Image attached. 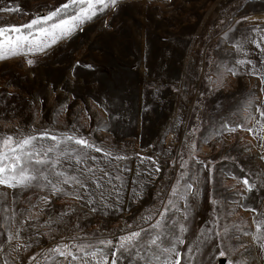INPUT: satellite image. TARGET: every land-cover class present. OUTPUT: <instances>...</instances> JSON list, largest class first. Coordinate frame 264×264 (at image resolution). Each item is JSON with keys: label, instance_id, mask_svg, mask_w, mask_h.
Instances as JSON below:
<instances>
[{"label": "rangeland", "instance_id": "obj_1", "mask_svg": "<svg viewBox=\"0 0 264 264\" xmlns=\"http://www.w3.org/2000/svg\"><path fill=\"white\" fill-rule=\"evenodd\" d=\"M65 2L0 0V7L21 9L0 12V26L26 24ZM257 26L259 37L253 31ZM262 38L264 0H120L118 9L98 11L47 54L0 60V137L69 133L112 153L109 158L93 152L99 163L89 166L110 176L96 172L100 190L89 182L91 205L73 196L57 197L42 186L0 185V264H32V256L35 264H65L49 250L99 239L115 244L120 235L140 228L145 229L142 242L157 233L165 246L177 236L184 239L178 246L182 264H219L222 258L223 264H264V249L253 240L255 221L264 218V139L256 111L257 106L264 109V82L259 73L252 74L253 64L264 67V53L250 42L261 39L264 47ZM28 58L35 64L29 66ZM249 100L255 103L246 112ZM225 124L236 130H223ZM34 143L47 148L52 142ZM192 143L195 159H189ZM182 158L188 162L184 167ZM75 167L73 160V167L65 162L54 171L67 168L71 174ZM49 178L57 179L54 172ZM244 179L255 186L252 192L246 191ZM178 181L181 193L184 185L193 184L200 196L187 220L180 195L173 197L161 232L152 225ZM42 197L50 202L44 204ZM17 229L19 239L9 245L7 233ZM216 231L223 234L222 244ZM18 243L21 247L13 251ZM225 248L231 254L219 256ZM119 264L143 262L121 257Z\"/></svg>", "mask_w": 264, "mask_h": 264}, {"label": "snow or ice", "instance_id": "obj_2", "mask_svg": "<svg viewBox=\"0 0 264 264\" xmlns=\"http://www.w3.org/2000/svg\"><path fill=\"white\" fill-rule=\"evenodd\" d=\"M119 4L120 0H66L65 3L49 11L46 15H37L26 24L0 26V60L18 56L34 57L36 54H47V50L58 44V42L71 37L76 30H82V25L92 20L98 11L115 10L118 9ZM20 11L21 9L18 5L0 7V12L5 13ZM243 20L247 21L248 17H243ZM105 26H108L107 22ZM253 31L258 37L260 36L261 29L259 26L255 27ZM250 42L254 43L261 53H264L261 39H254ZM243 46L242 42L236 44L237 49H242ZM35 62L33 58L26 60L29 66L34 65ZM249 63H251L250 60L238 61V64L241 65ZM87 67L92 68V65H87ZM228 71L232 75L237 74L235 68H230ZM257 73H259L261 81L264 82V67L257 69L255 64H253L252 74L256 75ZM261 91H264V89H261ZM7 95L11 96L13 93L9 92ZM254 103L255 100L247 101L245 111L247 112L248 107H251ZM63 107L66 109L67 105ZM256 111L260 115V120L257 121L260 126L258 131L261 134L260 138L264 139V109L257 106ZM221 127L229 132L236 130L226 124ZM248 131L253 132L256 130L249 128ZM38 140H50L52 143L47 148L42 146L37 148L34 142ZM188 148L189 159H195L196 145L194 143L189 144ZM93 152L103 153L104 157H112L111 152L105 151L88 139L75 134L62 133L57 136L44 132L40 137L31 134L25 135L20 139H16L12 135L0 137V185L13 189H30L42 186L49 188L51 193L57 197L60 195L73 196L76 200L85 201L89 205L94 204L95 199L90 190L89 182L91 181L94 184L96 190H100L103 188V184L100 182L101 178L97 177L96 172L99 171L104 176H110V174L105 169L89 166L90 164L99 163L98 157L93 155ZM261 158L264 159V156ZM114 159L122 160L126 159V157L115 156ZM148 159L151 161L150 157ZM73 160L76 167L71 174L68 173L67 168L63 171H54L58 165H62L65 162L68 168L73 167ZM152 162L155 163V161ZM187 163L182 158L181 167H184ZM80 165H83V167H80ZM154 171L156 174L160 173L159 164H156ZM50 172H54L57 177L55 182L49 178ZM115 179L123 180L121 176H116ZM153 179H155V176ZM107 183L111 184L112 179L109 178ZM64 185H68L71 190L65 188ZM243 185L248 192H252L255 187L248 179L243 180ZM141 188H143V185H141ZM110 194L111 192L109 191ZM177 195H180L184 202V219L187 220L188 210L190 207H194L195 201L200 196V189L198 186L194 188L193 184H186L184 185L183 193H181L179 181L176 185H173L167 203H162L163 211L158 213L159 219L152 225L154 229L159 228L161 232L164 231L166 227L165 217L169 208L174 206L173 197ZM190 197L192 198L191 202ZM100 198L101 200H106L103 192H100ZM41 199L44 204L50 202L48 197H42ZM110 206L105 203V207ZM91 211L95 212L97 208L92 207ZM251 211L255 212L256 210L251 209ZM38 215L30 216L29 219H36ZM261 215L264 216V214ZM142 219L144 218L142 217ZM255 223L256 232L253 234V240L264 249V218H257ZM19 231V229H17L16 233L8 231L7 241L9 245H11L13 240L19 239ZM185 231L187 229L182 224L180 232L184 233ZM227 231L225 228L224 233L226 234ZM144 232L145 229L140 228L138 231H130L126 235H120L115 244L112 239H99L95 243L74 242L72 244H58L53 249H50L49 252L63 257L65 264H119L121 257H125L129 262L138 259L143 264H182L183 253L179 251L178 246L185 243L184 239L177 236L174 241H169L165 246L163 236L157 233L154 237L142 242V234ZM215 235L221 237L222 244L223 234L216 231ZM72 239L75 241L77 238L73 237ZM20 247L21 245L18 243L13 251L19 250ZM191 251L189 249V253ZM230 254L226 248L219 251V256L221 257ZM109 255H111L110 262ZM69 257L71 261H69ZM30 259L32 264H35L36 257L32 256ZM5 264H7V261H5ZM229 264H244V261L231 260Z\"/></svg>", "mask_w": 264, "mask_h": 264}, {"label": "water", "instance_id": "obj_3", "mask_svg": "<svg viewBox=\"0 0 264 264\" xmlns=\"http://www.w3.org/2000/svg\"><path fill=\"white\" fill-rule=\"evenodd\" d=\"M223 262H224L223 258L219 260V264H223Z\"/></svg>", "mask_w": 264, "mask_h": 264}, {"label": "bare ground", "instance_id": "obj_4", "mask_svg": "<svg viewBox=\"0 0 264 264\" xmlns=\"http://www.w3.org/2000/svg\"><path fill=\"white\" fill-rule=\"evenodd\" d=\"M247 242V241H246Z\"/></svg>", "mask_w": 264, "mask_h": 264}]
</instances>
